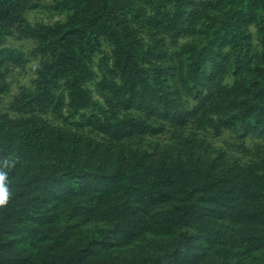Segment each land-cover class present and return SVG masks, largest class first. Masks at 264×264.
Returning a JSON list of instances; mask_svg holds the SVG:
<instances>
[{"label": "rangeland", "instance_id": "1", "mask_svg": "<svg viewBox=\"0 0 264 264\" xmlns=\"http://www.w3.org/2000/svg\"><path fill=\"white\" fill-rule=\"evenodd\" d=\"M212 158L264 182V0H0V264H264V198L179 216Z\"/></svg>", "mask_w": 264, "mask_h": 264}, {"label": "trees", "instance_id": "2", "mask_svg": "<svg viewBox=\"0 0 264 264\" xmlns=\"http://www.w3.org/2000/svg\"><path fill=\"white\" fill-rule=\"evenodd\" d=\"M236 0H231L234 3ZM102 2V0H101ZM95 31L91 34H85L83 31L78 33L76 41L79 43L83 53L92 51V47L96 45L98 40ZM241 52L245 49L244 40L241 38L238 44ZM78 137V136H77ZM58 139V138H57ZM59 139H61L59 137ZM82 142V138H76ZM60 140H55L50 143L49 151L61 152L62 148L59 146ZM85 144H93L95 141L83 139ZM74 152L72 147L67 149ZM177 181L183 185L178 190L176 201L178 204L179 216L186 217L197 214L201 208L199 200L215 201L218 197H228L231 201L235 199L237 194H245L249 198L260 199L264 198V182L255 179L239 178L235 173L232 164H227L222 161L214 160H200L199 164H194L191 167L177 166L174 172Z\"/></svg>", "mask_w": 264, "mask_h": 264}]
</instances>
